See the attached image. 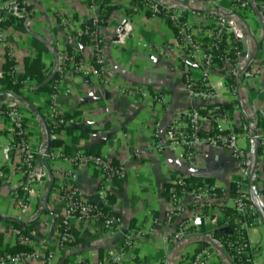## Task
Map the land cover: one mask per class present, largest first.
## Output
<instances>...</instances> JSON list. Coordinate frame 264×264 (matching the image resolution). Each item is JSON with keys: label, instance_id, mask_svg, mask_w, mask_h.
<instances>
[{"label": "crops", "instance_id": "0c3cea01", "mask_svg": "<svg viewBox=\"0 0 264 264\" xmlns=\"http://www.w3.org/2000/svg\"><path fill=\"white\" fill-rule=\"evenodd\" d=\"M106 1L116 7L107 24L100 27L108 83L96 72L89 41L83 43L81 39L83 24L99 16ZM157 1L163 7L182 11L187 21L192 20L194 12L225 15L229 37L239 42L238 69L245 70L255 58H264V9L258 6V0H249V8L241 13L233 10L232 0ZM130 5V0H35L25 18L5 28L4 42L0 43L2 109L4 97L10 95L3 84L8 48L21 72L25 60L34 59L36 53L40 54L43 72L51 75L58 74L57 59L62 52L70 57L65 65L66 75L59 77L53 98L32 81L26 90L22 89L27 103L16 101L27 132L36 143L34 166L39 173V181L33 186L35 196L29 200L25 215L20 210L23 194L19 187L23 178L15 170L12 157L4 152L12 144L11 124L0 114V172L5 175L0 182V251L15 246L14 226L9 220H17L33 230L32 249L37 258L28 264H42L49 252L55 256L51 264H108L107 250H118L127 237L131 245L126 247L121 264H188L203 244V236L221 228L223 214L196 211L188 237L175 241L174 223L166 218L172 207L166 187L177 174H185L195 183L215 190L223 198L221 202L232 208L231 186L237 176V163L230 153L198 147L194 162L187 164L181 158V149L163 153L153 149L151 128L155 121L167 119L153 97L164 96L173 114L189 111L196 103L184 93L177 66L179 48L171 27L143 11L128 14ZM75 65H80V71H75ZM216 79L214 75L213 80ZM127 86H142L149 97H122L119 90ZM220 95L233 128L243 122L256 128L258 117L264 116V75L245 80L233 89L226 83ZM51 108L76 122L75 127H66L70 132H60L62 147L53 150L48 149L44 124ZM238 144L247 157L252 206L264 218V156L246 135H240ZM89 149L123 166L125 178L106 180L89 165L77 170L71 159L77 152ZM137 149L145 152L140 160L133 158ZM50 151H60L68 160L55 156L49 161L45 154ZM65 184L75 186L85 200L111 212L120 223L106 232L99 222L74 221L73 241L65 250H59V225L65 209L60 190ZM182 205L189 211L196 210L189 198H183ZM213 216L216 224L211 222ZM200 219L202 223L197 224ZM246 235L255 264H264V224L250 228ZM211 246L208 264H236L216 243Z\"/></svg>", "mask_w": 264, "mask_h": 264}, {"label": "built area", "instance_id": "2783aa9c", "mask_svg": "<svg viewBox=\"0 0 264 264\" xmlns=\"http://www.w3.org/2000/svg\"><path fill=\"white\" fill-rule=\"evenodd\" d=\"M132 13L139 11L150 12L152 17L164 20L173 30L175 44L179 48L177 66L180 72L184 93L187 99L194 101L196 105L186 112H176L162 95L154 96V101L161 106L166 120L155 121L151 128L153 138V149L159 153L181 149L182 159L185 163L194 162V150L198 147H205L218 152L230 153L237 163V176L234 180L232 210L237 218L231 226L224 224L222 228L230 231L229 239L214 237L215 231L208 234L207 242L200 244L194 252L188 264H208L213 252L212 243H216L223 253L236 264H255L251 254V246L247 239L246 232L252 227L264 224V218L258 211L250 206L251 196L249 191V168L247 167V157L238 140L240 135H246L257 144V149L264 156V129H251L245 122L235 130L229 123L222 108L223 102L220 90L225 88L230 76H234L236 84L245 80H253L264 75V58H255L245 70L237 68L236 56L239 50V42L228 35V20L225 15L217 12L192 13V20L187 21L183 12L177 9H170L160 5L157 0H138L139 5H132ZM35 0H0V43L4 42V32L9 18L15 21L25 18V15L34 4ZM258 6L264 9V0H258ZM249 0H232V8L235 12L241 13L249 8ZM92 32H82L89 36L92 59L97 67V74L108 83L107 58L103 47V37L100 32L99 16L92 19ZM262 49H264V44ZM6 57L11 61L10 76L14 83H19L23 90L32 83L28 78L23 77L18 64L14 61V53L8 48ZM70 61L66 52H62L56 65V72L63 78L65 65ZM75 71H80V65H75ZM216 75L218 79L213 80ZM58 80L56 81L51 97L55 96ZM232 89L234 86H231ZM122 97L141 96L149 97L148 92L142 86H127L119 90ZM0 108V114L9 119L11 132L13 134L12 144L7 147L5 154L12 157L15 170L23 178L19 191L23 194V201L20 205L21 214L25 215L30 208L29 200L35 196L34 185L39 181L38 170L34 166L36 157V143L29 136L25 124L20 116L16 101L10 95H6ZM60 114L51 108L49 116L46 118L49 128L48 139L56 140L60 133L55 130L59 126L75 127L73 120L61 119ZM62 132V131H61ZM143 150H135L133 158L140 160L144 156ZM49 161L55 156H60L68 160L60 151H50L45 154ZM71 162L79 170L84 166L97 168L106 180H123L125 169L121 165H113L105 156L87 155L85 152H77ZM172 161L169 160V163ZM5 175L0 172V182ZM61 199L65 204L64 214L60 221L58 249L65 250L73 241L72 223L80 221L84 223L99 222L104 231H111L120 223L115 215L104 214L98 205L85 200L79 190L73 186L65 184L61 187ZM166 195L171 210L166 218L174 223L173 239L177 242L187 238L190 230L196 221V211L205 213L219 212L227 208L221 201L223 198L219 194L205 186H191L189 178L185 174H177L167 184ZM183 198H189L190 203L196 210L189 211L182 205ZM212 223L216 224L213 216ZM155 224L158 222L155 221ZM16 242L27 247L29 252H18L6 254L0 251V264H28L30 260L37 258L33 253L34 240L20 233L13 228ZM131 245L130 237L124 241V245L118 250L108 249V264H121L126 254V247ZM55 259L53 253L49 252L42 259V264H51ZM130 264H144L132 262ZM164 264H168L166 261Z\"/></svg>", "mask_w": 264, "mask_h": 264}, {"label": "trees", "instance_id": "16d2710c", "mask_svg": "<svg viewBox=\"0 0 264 264\" xmlns=\"http://www.w3.org/2000/svg\"><path fill=\"white\" fill-rule=\"evenodd\" d=\"M132 5H139L140 1L138 0H132ZM116 7L114 6H110L108 1L104 2L101 6V12L99 14V22L100 25H106L107 24V20L110 18V15L112 13V11L115 9ZM132 11L131 9L128 10V14H131ZM148 15H153L150 12H146ZM15 23V19L14 18H9L7 21V25L8 24H13ZM83 32H92L94 30V27L92 26V21L89 20L87 22H85L83 24ZM82 42L83 43H88L89 41V36L87 34H82L81 36ZM34 46H38L37 43L33 42ZM90 43V42H89ZM70 51H68L69 53ZM70 54V53H69ZM11 66H13V64L11 63V61H9V59L6 57V62H5V68H6V76L3 79V84L5 85L6 90H9L10 92V96L11 98H13L15 101H19L22 103H27L26 99L23 97V92L22 89L23 87L19 84V83H14V80L11 78L10 76V72H11ZM43 64L41 62V57L39 53H36V57L34 59L31 60H25V68L23 71V77L24 78H28L29 80H31V82L33 81V83H35L38 86L39 90H43L49 93L53 92V87L56 83V81L59 79V75L58 74H50L49 72H43ZM227 83H229L231 86H235L237 85L234 79V76H230L229 79L227 80ZM225 115L227 116V106L225 104H223L222 106ZM69 116H64L62 115L61 119L65 122H67L66 120H68ZM45 124V129L47 132V137H48V132H49V128L47 126V121L45 120L44 122ZM235 129V128H234ZM256 129H264V116H260L257 119V126ZM237 130V129H235ZM61 131H67L70 132V130H68L64 125L63 126H59L55 132L56 133H60ZM58 147H62V140L58 137L56 140H49L48 139V149L53 150L55 148ZM260 154V151H258ZM85 154L87 155H94V156H99L100 154H98L97 152L94 151V149H89L85 152ZM113 165L117 166L118 164L112 162ZM189 183L191 184V186L194 185H201V184H197L194 182V180H191L189 178ZM233 190H234V186H231V195L233 196ZM250 206H252V203L250 202ZM98 208L101 209V211L104 214L107 215H113L111 212H108L107 210H105L104 208L98 206ZM222 214H223V220L220 222L221 224L219 228V231L216 232L214 234V237L217 238H221V239H229L231 237V232L227 231L226 228H222L224 224H227L229 226H231V224L234 222V220H236L237 216L235 214V212L232 210V208H224L222 209ZM15 229L19 230L20 233L28 238H31L32 240H35L34 236H32V228L29 226H26L25 224L17 221V220H9ZM63 231V229L60 227V232ZM208 240V235L203 236L202 241L203 243L207 242ZM182 241V240H181ZM179 241V242H181ZM30 249H28L25 246L20 245L19 243L16 242L15 246L12 248L7 249L6 251H1L2 253H6V254H15L18 252H29Z\"/></svg>", "mask_w": 264, "mask_h": 264}, {"label": "water", "instance_id": "95a60500", "mask_svg": "<svg viewBox=\"0 0 264 264\" xmlns=\"http://www.w3.org/2000/svg\"><path fill=\"white\" fill-rule=\"evenodd\" d=\"M197 224H201L202 223V220L200 219V220H197V222H196ZM228 231V230H227Z\"/></svg>", "mask_w": 264, "mask_h": 264}]
</instances>
